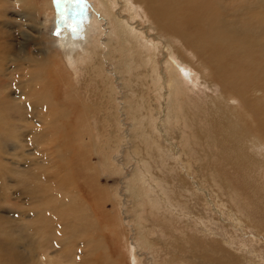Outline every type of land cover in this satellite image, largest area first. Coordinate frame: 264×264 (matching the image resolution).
Returning <instances> with one entry per match:
<instances>
[{
    "label": "rangeland",
    "instance_id": "rangeland-1",
    "mask_svg": "<svg viewBox=\"0 0 264 264\" xmlns=\"http://www.w3.org/2000/svg\"><path fill=\"white\" fill-rule=\"evenodd\" d=\"M50 1L37 0L43 24L39 27L41 33L36 34L22 17L27 9L21 7V0H0V97L4 95L10 103L4 105L7 108L17 104L12 117H16L20 104L35 105L40 98L33 92L39 89L30 88L28 78L38 72L45 81V91H50L53 100L63 108L66 106V112L72 115L63 123L58 138L44 142L39 139L43 146L31 141L29 129L18 130L31 127L25 121L17 130L9 131L8 139L0 137V264H5L7 255L14 253L19 256L16 264H38L41 251L35 241L33 222L44 208L57 206L61 201L58 196H66L68 202L76 199L73 202L78 201L82 215L87 212L86 217L97 219L96 225L90 223L91 229L97 228L103 236L100 258L99 254L86 257L82 252L75 257L69 249L59 250L62 256L77 258L76 264H103L102 260H112L109 264H264V156L253 147L251 138L258 134L253 116L257 109L263 114L258 120L264 121V30L257 23L264 22V0H223L222 15L229 26L230 21L238 28L244 24L248 31L239 34L235 30L238 38L232 42L223 39L213 47L207 45L210 49L206 57L215 58L219 68L228 73L232 85L228 87L216 75L217 68L198 58L192 47L194 42L189 45L177 35H162L147 18L144 6L132 0H98L96 7L92 0H85L84 8L97 16L100 60L93 58L95 52L78 43L76 49L80 50L72 52L71 60H63L53 44L70 31L60 22L56 5ZM166 1L171 3V13L178 16L179 5L173 3L175 0ZM3 5L13 9L6 10ZM4 11L18 24L10 23ZM202 24L205 30L207 23L202 20ZM81 37L82 32L78 35ZM128 37L135 41L140 38L143 48L126 43ZM36 40L43 46L34 47ZM43 47L48 49L47 58L38 60L36 68L32 61L19 63L20 58L34 60L35 50ZM147 56H151V68ZM76 60L83 61L81 66L74 64ZM203 68L205 73L200 72ZM92 70L96 79L86 76ZM181 79L185 80L180 82ZM253 88L259 91L255 96ZM242 91L249 98L242 99ZM23 95L24 100L17 99ZM106 109L115 110V117ZM34 114L26 118L37 120ZM88 115H94V120L87 121ZM18 117L13 118L15 123L11 120L10 126L16 124ZM220 117L241 122L249 136L222 141L224 131L217 133L213 129L219 123L218 128L229 124ZM145 123L149 134L147 128L143 130ZM69 124L73 129L67 130L72 128ZM61 134L66 137L60 138ZM160 142L164 155L156 157L151 146ZM25 144L42 151L30 158ZM226 163L234 172L224 171L230 169L225 167ZM256 164L260 165L252 169ZM201 179L208 182L202 183ZM147 203L156 210L149 211ZM69 208L74 212L72 203L62 212ZM71 210L65 214L69 216ZM21 227L34 229L24 230L28 232H24L25 241L31 243V248L24 240L12 241L17 237L10 235H16L14 231L20 233ZM6 244L12 246L10 253L2 248ZM55 251L52 248L47 253L51 257ZM58 255L57 260L63 264Z\"/></svg>",
    "mask_w": 264,
    "mask_h": 264
},
{
    "label": "bare ground",
    "instance_id": "bare-ground-1",
    "mask_svg": "<svg viewBox=\"0 0 264 264\" xmlns=\"http://www.w3.org/2000/svg\"><path fill=\"white\" fill-rule=\"evenodd\" d=\"M95 7L98 6V0H92ZM132 2H134L135 4H142L145 8V11H146V16L147 18L153 23V25L156 26L157 30L162 34V35H177L178 37L180 38H183L186 42H189V45L192 43V47H194V50L195 52L197 53V55L199 56L198 58H204V60L206 61L207 65H209L210 67L212 68H217V76L218 78L221 80L223 86L225 87H228V86H232L229 82V80L227 79V76H228V73L225 71V70H221L218 65V62L217 60H215V58H207L206 57V54L208 52V50L210 49V47H213L215 45H217V43L223 39H226L227 41H230L232 42L233 39H237L238 36H236V31L239 33V34H242V33H245V32H248L246 30L247 26H245L244 24L238 28L235 26L234 22H231L230 21V26L228 24V20L227 18H224L223 17V13L222 11L225 10V3L223 0H175L173 3L175 4H178L179 5V15L178 16H174L172 13H171V3H168L166 0H132ZM50 4H54V0H51L50 1ZM21 7L22 8H26L27 9V12H25L23 14L22 17H24V21L27 19V21L29 22L28 24H30V28H33L35 29L34 32L36 34H40L41 31L39 29V27L43 24L41 23L40 19V13H39V10H37V0H21V3H20ZM4 6V5H3ZM136 6V5H135ZM216 6V8H215ZM5 7V6H4ZM9 8H12V6H8ZM6 8L9 9V8ZM128 8V7H127ZM126 8V9H127ZM13 9V8H12ZM56 9L58 10L59 12V9L56 7ZM96 9V8H95ZM3 11V10H2ZM6 12V16L8 17V21L11 23V22H14L15 23L17 22V20L14 19L13 17V21L10 20L9 18V15H8V12L7 11H4ZM129 12H131L132 14V9L129 10ZM141 13V12H140ZM52 15V14H51ZM15 16V15H14ZM48 18V17H47ZM143 18V17H142ZM79 19V31L77 34H72L71 32H69L68 35H63L61 36V38H58L57 40H55V43L53 44L55 49L57 48V50L59 51L60 53V58H64L63 60H71V55H72V52L75 51V50H80L79 48L76 49V44L78 43V46L80 47H83V48H88L90 51L92 52H95L94 54V57L95 59H97V53L100 52V49L98 48V45H97V38H98V33H99V24L97 22V16L94 12H90L87 8H84V11L82 13V15H80L78 17ZM50 20V19H49ZM156 20V21H154ZM202 20H204L207 24H206V28L204 30V25L202 24ZM249 19H247L248 21ZM15 23H12V24H15ZM129 23V22H128ZM190 23V24H189ZM253 23V22H252ZM258 23V26L262 27L263 30H264V22L261 23L260 21L257 22ZM18 24V22H17ZM126 24V23H125ZM184 24V25H183ZM254 24V23H253ZM19 26V25H18ZM114 26V25H113ZM124 26V25H123ZM1 27V26H0ZM86 27L90 28V30H86ZM125 27V26H124ZM123 27V28H124ZM189 27H193V30L192 31H189ZM20 28V26H19ZM23 28V27H22ZM32 29V30H33ZM129 29V28H128ZM251 29V27H249V30ZM27 30V29H26ZM236 30V31H235ZM82 32L84 33V37L81 39L78 38V35L79 33ZM116 33V32H115ZM33 34V33H32ZM125 34V33H124ZM123 34V35H124ZM119 35V34H118ZM126 35V34H125ZM214 36V37H211V36ZM33 36V35H32ZM126 38V37H125ZM129 38V37H128ZM122 39V38H121ZM124 39V38H123ZM137 41H135V38H129L127 40H124L126 41V43H130L132 45H136V46H140V42H142L140 40V38H136ZM35 41V39H32L31 38V41ZM71 41V44L72 46L70 48H66L65 47V41ZM254 40V39H253ZM114 41V39L112 40ZM140 41V42H139ZM115 42V41H114ZM136 42V43H135ZM182 42V41H181ZM224 42V41H222ZM260 42V41H259ZM36 43L37 44H34V47L37 46V45H41L43 46V44L41 43H38L37 40H36ZM261 43V42H260ZM143 44V43H142ZM112 45V44H111ZM110 45V47H111ZM152 45V44H151ZM207 45H209L210 47H208ZM218 45H223V44H218ZM228 45V44H227ZM1 46V45H0ZM229 46V45H228ZM1 48V47H0ZM143 46H140L139 49H142ZM117 49V48H116ZM154 49V48H153ZM152 49V50H153ZM174 49V48H173ZM2 50V49H1ZM133 50V49H132ZM119 52V51H118ZM153 52V51H152ZM35 58L34 60H31V59H26V58H20V62L21 63L22 61H26V62H31L34 63V68L37 67L38 65V60H41L42 58L43 59H46L47 56L46 54L48 53V49L47 48H39V49H36L35 50ZM108 53V52H107ZM149 53V52H148ZM69 54V57H66V55ZM116 55H118L116 53ZM147 54H145L146 56ZM74 56H77V55H74ZM90 56V55H89ZM119 56V55H118ZM110 57V56H109ZM112 57V56H111ZM115 57V56H114ZM151 57V56H149ZM149 57L147 56L146 58V62L149 64V66L151 65L150 61H152V59L150 60ZM101 58V56H100ZM135 58V57H134ZM94 59V60H95ZM118 59V58H117ZM179 59V61H182V58H177ZM62 60V61H63ZM73 60V59H72ZM93 60V61H94ZM98 60V59H97ZM100 60V59H99ZM98 60V61H99ZM92 61V62H93ZM119 61V60H118ZM82 60H76L74 62V64L77 63V65L81 66L82 64ZM96 63V61H95ZM173 64V62H172ZM32 65V64H31ZM95 65V64H94ZM99 65V64H98ZM27 66H30L27 64ZM175 65H173L174 67ZM179 66V65H178ZM205 66V65H204ZM132 67V66H131ZM203 67V66H202ZM1 68V67H0ZM151 68V66H150ZM198 69V68H197ZM86 71V70H85ZM207 70L205 68L202 69V71L200 72H203L205 73ZM216 71V70H215ZM142 72V71H141ZM183 72V71H182ZM181 73V71H180ZM87 74L90 76V78H95L93 76V70L89 73H86V76ZM51 75V74H49ZM185 75L187 76V74L185 73ZM82 76V75H81ZM85 76V75H83ZM82 76V78H83ZM85 76V78H86ZM148 77H151L150 75H147ZM88 77V76H87ZM177 77V76H176ZM175 77V78H176ZM143 78V77H141ZM96 79V78H95ZM185 79H181L180 82L184 81ZM73 81V80H72ZM141 81V80H140ZM28 82H31L30 84V88L32 89H36L38 88L39 90L38 91H34L33 92V95H37L40 100L36 101L35 105L32 104L31 106L29 104H20L19 105V112L17 113L16 117H18L17 119V122L16 124H13L12 126H10L12 124L11 120L14 118H16L15 116L12 117L11 115H14L15 114V111L17 110V104H13L14 106H10V105H7V104H10L7 102V99L4 95H2L0 97V137H4V138H7L8 137H11V133H9V131L11 129H14V130H17L21 124V122L25 121V122H28L30 123L31 127H26V128H19L18 130L19 131H22V130H27L29 129L30 130V137H31V141L33 143H37L39 142V139L43 140V142L45 141L44 139H47V138H58V135L59 133H62L63 132V123L65 124L67 120H69L68 118L70 117V113L66 112V106L63 108L62 107V104L61 106L58 105L54 100L53 98L51 97L50 95V91H45L46 87H45V81L43 79L40 78V74L38 72H35L33 73V75H31L29 78H28ZM142 82V81H141ZM105 83V81H104ZM210 83H212V81H210ZM106 84V83H105ZM180 84V83H179ZM177 83V85H179ZM99 85V84H98ZM194 85V84H193ZM104 85H102L103 87ZM106 89H107V86H105ZM95 88V87H94ZM111 88V87H110ZM183 88V87H182ZM1 89V88H0ZM97 89V88H96ZM100 89V87H99ZM104 89V88H102ZM2 90V89H1ZM50 90V89H49ZM105 90V89H104ZM183 91V90H182ZM1 92V91H0ZM180 92V91H179ZM185 92V91H184ZM3 93V92H2ZM243 93H245L244 91H242V93H239V96L242 98V99H247L249 98L246 94L243 95ZM259 93V91H257V88H253L252 89V95L255 96V94ZM1 94V93H0ZM32 95V96H33ZM71 95V94H70ZM50 96V98H49ZM72 97V96H71ZM25 99L26 97L23 95V96H20L18 97L17 99ZM20 99V100H21ZM221 99V98H220ZM219 99V100H220ZM141 100V99H140ZM143 101V100H142ZM211 102V101H210ZM220 102V101H219ZM218 102V103H219ZM5 103H7L6 105L8 106L6 108V106L4 105ZM144 104H146V101H144ZM207 104V103H206ZM209 104V103H208ZM207 104V105H208ZM211 104V103H210ZM215 104V103H214ZM203 105V104H202ZM243 105H247V104H244L243 102ZM5 106V108L3 107ZM79 106V105H78ZM151 106V105H150ZM218 106V105H217ZM84 107V106H82ZM205 107V105H204ZM62 108L65 110H62ZM79 108V107H78ZM146 108V107H145ZM186 108V107H185ZM215 109V107H212ZM211 108V109H212ZM220 108V107H219ZM83 109H86L85 107ZM88 109V108H87ZM96 110V108H94ZM112 109V108H111ZM150 109V108H149ZM218 109V108H217ZM221 109V108H220ZM219 109V110H220ZM94 110V111H95ZM153 110V109H152ZM204 110V109H203ZM207 110V109H205ZM237 110V109H236ZM80 111V110H79ZM107 113H111L114 117H115V114H113V111L115 110H108L106 109ZM212 111H215V110H212ZM217 111V110H216ZM91 112V111H90ZM138 112V111H137ZM143 112V111H142ZM147 112V110H146ZM171 112V111H170ZM35 113L37 115V120H34V119H29V118H26V116L28 114H33ZM68 113V114H67ZM78 113V112H77ZM83 113H85L83 111ZM139 113V112H138ZM149 113V111H148ZM207 113V112H206ZM210 113V112H209ZM208 113V114H209ZM234 113V112H233ZM34 114V115H35ZM94 114V112H93ZM171 114V113H170ZM205 114V113H204ZM216 114H219L216 112ZM230 114V113H229ZM213 115V114H211ZM215 115V113H214ZM221 115V113L219 114ZM234 115V114H233ZM72 116V115H71ZM89 116V115H88ZM94 116V115H93ZM93 116H89L88 119H86L87 121H90L92 120ZM210 116V115H209ZM242 116V115H241ZM253 116L255 117L256 119V130H257V133L256 135H251V138H252V145L255 149H258L260 153L263 154L264 156V136L262 137L261 134L263 135L264 133V121H259L258 118L259 116H263L262 112L260 109H257V112H255L253 114ZM189 117V116H188ZM206 117V116H205ZM216 117V116H215ZM232 117V116H231ZM80 118V117H79ZM170 118V117H169ZM209 118V117H208ZM235 118V117H234ZM13 119V120H14ZM85 119V118H84ZM216 119V118H215ZM217 119H218V116H217ZM237 119V118H236ZM235 119V120H236ZM12 120V121H13ZM30 120V122H29ZM71 120V119H70ZM80 120V119H79ZM94 120V119H93ZM214 120V119H213ZM220 120L225 122L227 121V123L229 124L226 125L224 127H219V124H218V127L217 125L215 126L216 129H213V126L210 128V129H213L214 131L216 130L217 133L218 132H223L224 133V137L222 135H220L219 137L222 138V141H226V139H236V138H240V137H244V136H249L246 132L243 131V128L241 126V122H237L236 121H233L230 120V119H226V120H222V118L220 117ZM72 121V120H71ZM74 121V120H73ZM171 121V119H170ZM211 120H209L210 122ZM239 121V120H238ZM11 122V123H10ZM135 122H137L135 120ZM174 122V121H173ZM214 122V121H213ZM219 121H217L216 123H218ZM14 123H15V120H14ZM69 123V122H68ZM74 123V122H73ZM148 123V122H147ZM144 125L143 127V130L145 128H147V132H148V127H146V124ZM72 124V123H71ZM71 124H69V126H72ZM212 124V123H211ZM67 125V124H66ZM77 125V124H76ZM221 126V125H220ZM223 126V125H222ZM227 127H229V130H227ZM79 127H80V124H79ZM99 128H100V125H99ZM66 129H67V126H66ZM69 129H73V126L72 128H68L67 130ZM105 129V128H104ZM255 130V131H256ZM73 131V130H71ZM91 131V130H88V132ZM232 131V133L229 134V132ZM70 132V131H69ZM68 132V134H69ZM65 133V131H64ZM67 133V132H66ZM65 133V134H66ZM81 133V131H80ZM103 133V131H102ZM151 133V131H150ZM14 134V133H13ZM85 134V133H84ZM149 134V132H148ZM229 134V135H228ZM69 135H72V134H69ZM62 137L60 138H65L66 136H63L62 134L60 135ZM86 136V135H85ZM154 138V137H153ZM156 138V137H155ZM16 139H17V136H16ZM218 139V138H217ZM155 140V139H154ZM160 140V139H159ZM220 140V139H219ZM4 141V140H3ZM7 141V140H6ZM10 141H13V140H10ZM156 141V140H155ZM161 141V140H160ZM47 142V141H46ZM158 142V141H157ZM212 142V141H210ZM4 143V142H3ZM68 143V142H67ZM243 143V142H242ZM14 144V143H13ZM40 145H42L40 142H39ZM162 144V142L160 143H155V145L153 144L151 147L152 149L154 150V152L156 153V157H161L162 155H164V149H162L160 147V145ZM220 144V143H219ZM224 144V143H223ZM227 144V143H226ZM248 145V143H246ZM213 145V144H212ZM43 146V145H42ZM214 146V145H213ZM22 147V146H21ZM25 148H29L28 150L30 151L29 153V156L30 158L37 155V154H40L41 153V149L40 148H36L33 146V148L31 149V144H25L24 146ZM215 147V146H214ZM213 147V148H214ZM7 148V147H6ZM139 149V148H138ZM217 149V148H216ZM25 151H23L22 153V156ZM27 154V153H26ZM230 154V153H229ZM28 155V154H27ZM228 155V154H227ZM27 156V157H29ZM164 157V156H163ZM224 157V156H223ZM231 157V156H230ZM233 157V156H232ZM21 158V157H20ZM221 158V157H219ZM226 160H227V157H225ZM108 159V157H107ZM233 160V158H231ZM22 160V159H21ZM158 160V159H157ZM166 160V159H165ZM220 161H222V159H218ZM142 161V160H141ZM86 162V161H85ZM89 162V161H88ZM110 163V162H109ZM158 163L161 164V162L158 160ZM202 163V162H201ZM249 163V162H248ZM111 164V163H110ZM151 164V162H150ZM261 164V163H260ZM260 164H256V165H253L251 168L252 169H255L258 165ZM113 165V164H111ZM153 165V164H151ZM163 164H161L160 166H162ZM190 165V164H189ZM235 165V164H234ZM248 165V164H247ZM246 165V167H247ZM34 167L37 166V163H34L33 165ZM159 166V165H158ZM164 166V165H163ZM83 167V166H82ZM109 167V166H108ZM191 167V165H190ZM225 167H230V169H227V170H224L225 172H229L228 170H230V173L234 172L232 171V167L226 163L225 164ZM238 167V166H237ZM249 167V169H251ZM89 169V168H88ZM165 169V167H164ZM171 169V168H170ZM264 169V168H263ZM31 170V169H30ZM199 170V169H198ZM241 170V169H240ZM257 170V169H256ZM174 171V170H173ZM243 171V170H242ZM264 172V171H263ZM222 175H223V172H221ZM31 176L33 175L32 173H29ZM197 174V173H196ZM29 175V176H30ZM156 175V174H155ZM159 175V174H158ZM225 175V174H224ZM231 175V174H230ZM161 175H159L160 177ZM214 174H211V177H213ZM227 176V175H226ZM226 176L225 178H223L221 182H224L225 179H226ZM27 177V176H26ZM162 177V176H161ZM168 177V176H167ZM215 177V176H214ZM217 177V176H216ZM221 177V176H220ZM32 179V177H30ZM68 178H71V177H68ZM166 178V176L164 177V179ZM219 178V177H217ZM222 178V177H221ZM34 179H38L39 178H35ZM91 180V179H90ZM160 180V179H158ZM171 180V179H170ZM168 180V181H170ZM178 180V179H177ZM73 180L69 181V182H72ZM202 183H207L208 180L206 179H201ZM164 182V181H163ZM167 182V181H165ZM181 182V181H180ZM173 183V181H172ZM195 183V182H194ZM65 184V183H64ZM227 184V183H226ZM73 185V184H72ZM156 185V184H154ZM186 186V185H185ZM224 187V186H223ZM53 188V187H52ZM165 188V187H164ZM167 188V187H166ZM60 189V188H59ZM171 189V188H169ZM189 189V188H188ZM66 190V189H65ZM164 190V189H163ZM256 190H258L256 188ZM59 191V190H58ZM61 191V190H60ZM63 191V190H62ZM61 191V192H62ZM170 191V190H168ZM191 191V190H190ZM67 192V190H66ZM171 192V191H170ZM194 192V191H192ZM191 192V194H192ZM226 192V191H225ZM59 193V192H58ZM57 193V194H58ZM151 193V192H150ZM172 193V192H171ZM60 194V193H59ZM58 194V195H59ZM57 195V196H58ZM65 195V193H64ZM152 195V194H151ZM169 196V194L167 195ZM76 197L78 199V195L76 194ZM166 197V195H165ZM57 198L61 199V201L57 202V206H55L54 208L53 207H50V209L47 207L44 208V210L42 212H40V215L39 213L37 214L38 218L36 220H34L33 224H34V227H35V230H34V237H35V241H37L39 243V250L41 251L40 253V256H39V259H38V264H60V262L57 260V255H58V259L59 258H62L64 260L63 264H76V261H77V258L75 257H78L79 255V252H82L86 257H93L97 254H99V258L102 254V251L104 249V245H103V236L100 234V230H98L97 228L96 229H91L90 227V223H93V225H96L97 223V219H95V217L91 216V215H87L86 217V214H88L86 212V209L83 213V215L85 214V216L82 215V213L79 211L81 208L79 207V204H78V201L77 202H73L74 200L76 199H70V201L68 202L66 200V196H58ZM174 198V197H173ZM175 199V198H174ZM174 199H171V200H174ZM179 199V198H178ZM204 199V198H203ZM170 200V201H171ZM176 200V199H175ZM174 200V201H175ZM157 202V201H156ZM173 202V201H171ZM176 202V201H175ZM202 202V201H201ZM205 202V201H203ZM71 203H72V206H74V212H70L69 216L68 214H65V213H68V212H65L63 213L66 209H68V207L71 206ZM170 203V202H169ZM178 203V201L176 202ZM199 203V202H198ZM65 208H63L64 206ZM157 204H159L157 202ZM179 204V203H178ZM190 204V203H189ZM200 204V203H199ZM238 204L241 205V202L239 201L238 199ZM46 205V204H45ZM56 205V203H55ZM59 205V206H58ZM85 205V204H84ZM83 205V206H84ZM87 205V204H86ZM67 206V208H66ZM81 206V204H80ZM177 206V205H176ZM179 206V205H178ZM181 206V205H180ZM187 206V205H186ZM190 206V205H189ZM163 207V206H162ZM242 207V206H241ZM80 208V209H79ZM190 208V207H189ZM263 208V207H262ZM37 209V208H36ZM65 209V210H64ZM79 209V210H78ZM84 209V208H83ZM83 209L81 211H83ZM147 209H149V211H154L156 210V207H153V205H151L149 207L148 203H147ZM146 209V211H147ZM191 209H192V206H191ZM63 211V212H62ZM193 211V210H192ZM188 212V211H186ZM64 214V218L63 216H61V214ZM94 214V213H93ZM230 214V213H229ZM232 214V213H231ZM147 215H148V211H147ZM190 216V215H188ZM231 216V215H230ZM233 216V215H232ZM68 217H71V218H68ZM68 218V220H67ZM24 219V218H23ZM71 219V220H70ZM21 220V218H20ZM31 220V219H30ZM3 221V220H2ZM1 221V222H2ZM26 221V220H25ZM29 221V220H28ZM32 221V220H31ZM27 222V221H26ZM250 222V221H249ZM27 224V223H26ZM29 224V223H28ZM31 224V223H30ZM71 224V225H69ZM143 224V223H141ZM32 226V225H31ZM115 226V225H114ZM144 227V226H143ZM145 227H148L147 225H145ZM17 228V227H16ZM22 230L20 233H18L17 231H14L16 232L14 235L11 234V238H14V237H17V240H12V241H18V240H24L25 241V237L27 236L26 230L27 228H23L21 227ZM69 230H68V229ZM139 228V227H138ZM149 228V227H148ZM51 229V230H50ZM155 229V228H154ZM153 229V230H154ZM11 230V229H9ZM12 230H14L12 228ZM17 230V229H16ZM30 229H27V231H29ZM32 230V229H31ZM30 230V232H31ZM32 230V231H33ZM110 230V228H109ZM146 230V229H145ZM152 230V229H151ZM148 231V230H147ZM13 232V231H11ZM24 232H26L24 234ZM29 232V233H30ZM152 232V231H151ZM33 233V232H32ZM156 233V232H155ZM144 234V232H143ZM149 235H151L149 233ZM9 236V235H7ZM174 236V235H173ZM171 236V237H173ZM144 237V236H143ZM154 237V236H153ZM152 238H148L147 237V240L149 239H153ZM30 239V237H28ZM156 238V237H155ZM158 238V237H157ZM170 238V237H168ZM28 239V240H29ZM160 239V238H159ZM33 240V239H32ZM127 240V239H125ZM34 241V243H35ZM156 241V240H155ZM153 242V244H157L156 242ZM158 241V239H157ZM171 241V240H170ZM173 241V240H172ZM44 242V244L42 245V243ZM167 242V241H166ZM174 242V241H173ZM9 244V242H7ZM23 243V242H22ZM33 243V244H34ZM149 243V242H148ZM152 243V242H150ZM160 243V242H159ZM161 243H162V239H161ZM25 244L27 245V248H31L30 247V244H27V241H25ZM11 245H13V243H11ZM152 245V244H151ZM16 246V245H15ZM25 246V245H24ZM34 246V245H33ZM153 246V245H152ZM158 246V245H157ZM12 246L10 245H5L3 246L2 248H6L7 250L10 249ZM149 247H151L149 245ZM156 247V246H155ZM185 247V245H184ZM52 248H56L57 251H55V255H52L51 257L48 255L47 251H49V249H52ZM153 248V247H152ZM69 249V251L72 253L73 256H70V255H64L62 256L60 253H59V250H64V251H67ZM155 249V248H154ZM160 250V247L158 248ZM15 250V249H14ZM54 250V249H53ZM149 250H151L149 248ZM6 251V250H5ZM4 251V252H5ZM153 251V250H152ZM9 252V250H8ZM7 252V253H8ZM35 252V251H34ZM10 253V252H9ZM58 253V254H57ZM134 254V253H133ZM21 256V255H20ZM28 256V255H27ZM60 256V257H59ZM106 257V254H104V258ZM32 258V257H30ZM24 259V258H23ZM21 260V259H20ZM60 260V259H59ZM62 260V261H63ZM6 263L5 264H16L19 262V256L17 253H14V254H8L7 255V260H5ZM4 261V262H5ZM22 261V260H21ZM112 260H109V261H105V260H102L103 264H109ZM158 261V260H157ZM62 264V263H61ZM136 264V263H135ZM168 264V263H167Z\"/></svg>",
    "mask_w": 264,
    "mask_h": 264
},
{
    "label": "snow or ice",
    "instance_id": "snow-or-ice-1",
    "mask_svg": "<svg viewBox=\"0 0 264 264\" xmlns=\"http://www.w3.org/2000/svg\"><path fill=\"white\" fill-rule=\"evenodd\" d=\"M56 7L59 9L60 22L72 34L79 31V19L84 11L85 0H54ZM57 35L60 33L57 32Z\"/></svg>",
    "mask_w": 264,
    "mask_h": 264
},
{
    "label": "clouds",
    "instance_id": "clouds-1",
    "mask_svg": "<svg viewBox=\"0 0 264 264\" xmlns=\"http://www.w3.org/2000/svg\"><path fill=\"white\" fill-rule=\"evenodd\" d=\"M72 46L71 41H65V47L70 48Z\"/></svg>",
    "mask_w": 264,
    "mask_h": 264
}]
</instances>
